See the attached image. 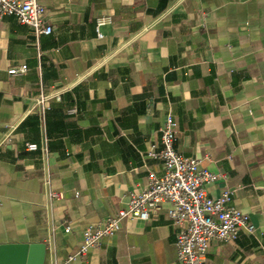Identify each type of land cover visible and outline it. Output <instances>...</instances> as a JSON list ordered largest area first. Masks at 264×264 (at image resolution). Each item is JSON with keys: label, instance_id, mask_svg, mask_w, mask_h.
I'll return each mask as SVG.
<instances>
[{"label": "crops", "instance_id": "obj_1", "mask_svg": "<svg viewBox=\"0 0 264 264\" xmlns=\"http://www.w3.org/2000/svg\"><path fill=\"white\" fill-rule=\"evenodd\" d=\"M43 4L54 33L39 40L15 17L0 18V248L43 243L46 264L75 254L87 227L124 209L150 174H164L146 153L161 149L172 114L177 153L222 175L208 195L231 190L230 206L256 230L211 241L208 260L264 264V0ZM22 65L26 73L9 74ZM41 95L49 98L45 132ZM45 142L51 188L62 194L54 201L42 151L26 148ZM168 207L124 221L74 264L174 262L179 228Z\"/></svg>", "mask_w": 264, "mask_h": 264}, {"label": "built area", "instance_id": "obj_2", "mask_svg": "<svg viewBox=\"0 0 264 264\" xmlns=\"http://www.w3.org/2000/svg\"><path fill=\"white\" fill-rule=\"evenodd\" d=\"M15 17L19 23L29 25L35 37L54 33V28L46 19V8L43 0H0V18ZM108 18L102 17L97 23V33L102 37L101 28ZM27 65L13 67L11 75L24 74ZM48 97L41 95L36 100L40 125L46 130V112L49 109ZM73 112H76L74 110ZM161 149L155 151L154 146L146 153V157L156 158L163 162L164 174H150L149 182L139 193L130 195L127 206L104 223H96L84 231V239L78 251L62 262L53 264H74L79 258L87 255L92 249H98L105 238H112L122 229L126 220H149L169 205L168 216L178 226L176 247L177 258L169 264H214L207 258L211 241H236L241 231L255 235L256 230L250 225L249 216L236 207L230 206L233 192L226 190L218 198L208 195L207 187L219 181L223 176L211 172L205 160L183 156L177 153V123L169 114L160 129ZM29 151H42L45 159L44 183L51 201L58 200L62 194L51 188V176L48 170V148L46 142L40 147L27 144ZM70 231V227H66Z\"/></svg>", "mask_w": 264, "mask_h": 264}, {"label": "water", "instance_id": "obj_3", "mask_svg": "<svg viewBox=\"0 0 264 264\" xmlns=\"http://www.w3.org/2000/svg\"><path fill=\"white\" fill-rule=\"evenodd\" d=\"M0 255L4 264L8 255L13 256V264H46L47 246L43 243L3 246Z\"/></svg>", "mask_w": 264, "mask_h": 264}]
</instances>
